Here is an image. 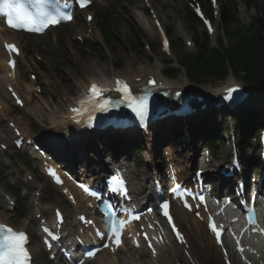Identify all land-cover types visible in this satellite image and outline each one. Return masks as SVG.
<instances>
[{"label": "rangeland", "instance_id": "374dc122", "mask_svg": "<svg viewBox=\"0 0 264 264\" xmlns=\"http://www.w3.org/2000/svg\"><path fill=\"white\" fill-rule=\"evenodd\" d=\"M238 4L236 12V21L238 26L250 25L252 19L256 16L254 11H248L240 2V0H235ZM152 5V11L157 15L163 28L171 29L172 36L174 39L181 40L184 38L186 45L177 44L175 51L170 52L169 55H164L161 48V37L157 31V27L153 22V17L147 14L146 6L143 0H121L118 5H110L109 7H104L98 12H96L97 20L99 23L102 22L103 18H106L108 22L117 23L118 34L115 36L112 46L113 51H107L106 56L102 54H93L88 50L78 49L81 47L77 43V39H86L90 36L91 39L95 38V30L92 28V33H90V28L84 22L80 23L78 26L73 28H67L63 31L64 36L61 38V45L56 44L53 40L45 39L40 41H32L28 39L20 40V43L26 53L25 57L19 61V71L17 73V84L18 88L24 98V93H26L27 86H31L32 82L30 80V75H39L37 78L36 85H41V94L31 95V104L27 108L20 112L18 120H21L25 127H27V115L31 111L40 109L50 112H57L56 116L63 114V108L67 109L64 103V96L77 97L79 94V85L86 82L88 79L97 75L110 76L112 73L124 74L132 69L136 72L137 68L141 65L148 66L152 69H156L158 62H165L168 59L174 58L175 60L181 56L191 53L194 49L189 47L187 41L191 39V33L188 32L186 27V12L189 8L186 0H149ZM137 20L144 22V27L150 25L153 30H155L157 36L152 38L145 29H143L144 41L143 49L138 47L135 48L130 46L131 34L129 32V23L138 24ZM218 20L215 22V27L218 25ZM143 27V28H144ZM142 30V29H141ZM196 33L201 34L204 31L203 26L198 25L195 29ZM219 36V31H218ZM216 34V35H217ZM216 35L212 38V43L214 45V39ZM47 38V37H46ZM44 39V38H43ZM182 41V40H181ZM150 45L151 49H148L147 45ZM57 45V46H56ZM41 47L40 50L38 48ZM106 50H108L105 47ZM146 49V50H145ZM95 51V50H94ZM174 52V53H173ZM171 56V57H169ZM152 57V62H148V58ZM117 62L119 64L120 72L112 68V64ZM164 67L161 66V69ZM0 75H4V71L0 68ZM184 77H180L177 80L172 81L173 84L184 83ZM232 78H228L225 82L218 83L211 88L220 89L225 84H227ZM235 81V80H234ZM236 82V81H235ZM237 83V82H236ZM77 92V93H76ZM27 95V94H26ZM25 99V98H24ZM43 108V109H42ZM11 118H14L13 114H10ZM208 118V115L205 116ZM201 118L203 129L202 135H208L206 131L208 130V119ZM32 119V118H31ZM248 118H246L247 120ZM259 122V117L254 119ZM247 121H250L249 119ZM195 122V121H192ZM38 123V122H37ZM190 123V122H189ZM189 123L184 122L189 125ZM29 124V123H28ZM39 124V125H38ZM40 127L39 131H43V123H38ZM45 126V125H44ZM30 127H35L32 123ZM6 128V124L3 125ZM214 130L213 128H211ZM13 152L4 153L0 155V172L3 175L0 177V192L2 193V188H4V179L7 173L11 170L6 167L5 163ZM141 157L149 159L147 153H142ZM14 173L13 170L9 173ZM44 185L45 182H43ZM5 189V188H4ZM8 193V192H7ZM60 197L59 193L55 190H51L47 186L45 188V195L42 197L43 201L46 203H56ZM31 199L29 198L28 203L30 204ZM7 216L6 212L0 211V218L4 219ZM32 217L31 209L24 214V219L21 221L20 216L9 217L5 221L21 229L26 226L27 220ZM205 263V261H204ZM207 263V262H206Z\"/></svg>", "mask_w": 264, "mask_h": 264}, {"label": "snow or ice", "instance_id": "6c2138e0", "mask_svg": "<svg viewBox=\"0 0 264 264\" xmlns=\"http://www.w3.org/2000/svg\"><path fill=\"white\" fill-rule=\"evenodd\" d=\"M88 2L89 0H80V6L85 7ZM29 4L31 7H29ZM48 4L49 0H29L28 4L25 3V0H2V2H0V15L7 17V23L12 28H23L27 31L38 32L46 25L58 24L60 22L55 15H52L49 11L45 10ZM32 8L37 9V11H32ZM66 18L70 20L71 16H66ZM89 19H91V17ZM166 45L167 42L165 41V46ZM6 47L10 52H16L18 54V49H16L14 45H6ZM10 63L14 66V62ZM116 83L118 85L116 91L122 93L124 100L127 102V106L133 113H135L141 122H144L148 112V97L146 95L135 97L132 95L131 90L125 82L117 80ZM89 91L91 95L81 101V108L73 109L74 112L83 111L87 105H91L93 108H99L100 111H107L116 106V103L111 100L104 99L101 102L100 98L103 96L104 90L98 85L92 84ZM236 91V89H230L229 93ZM226 99L232 101L235 98L232 95H229ZM49 173L56 178L57 183H61L54 170L50 169ZM115 183L117 184V187L113 190L126 196L127 188L123 179L120 178ZM81 187L84 188L85 192H88L90 195H95V193L90 192V190L84 187V185H81ZM200 199L203 200V197H200ZM162 207L165 209L164 215L167 216L168 204L165 203ZM57 217L60 218L62 223V217L59 212H57ZM81 219L84 218L81 217ZM133 219H138V217H133ZM169 220H171V217H169ZM250 222H252L251 218ZM115 223L117 222L114 221L113 224L115 225ZM118 223L120 227L116 228L114 226L111 233V236L115 237L117 246L121 243L120 236L126 221L120 220ZM211 227L212 231L216 233L217 238L219 239L220 232L217 230L214 222ZM173 228L175 229L174 225ZM44 231L48 233L52 239H58V237L51 233L49 229L45 228ZM0 233H2L0 234V264H29L30 255L25 247L27 243L26 233L13 231L11 228L5 229L4 226H0ZM177 237L181 240V242H183V237L180 236L178 231ZM88 255L92 257L95 253L89 252Z\"/></svg>", "mask_w": 264, "mask_h": 264}, {"label": "trees", "instance_id": "16d2710c", "mask_svg": "<svg viewBox=\"0 0 264 264\" xmlns=\"http://www.w3.org/2000/svg\"><path fill=\"white\" fill-rule=\"evenodd\" d=\"M246 7L254 8L257 17L255 24L249 29H240L235 35H229L236 42L229 50H215L207 59L195 58L188 60L186 65L190 66V74L196 78L224 79L231 69L238 76L245 74V80L261 85L264 83V0H245ZM190 16L195 21L192 14ZM234 19L229 12L224 13L225 25L233 24ZM250 34L249 38H246ZM205 37V44H207Z\"/></svg>", "mask_w": 264, "mask_h": 264}, {"label": "bare ground", "instance_id": "6f19581e", "mask_svg": "<svg viewBox=\"0 0 264 264\" xmlns=\"http://www.w3.org/2000/svg\"><path fill=\"white\" fill-rule=\"evenodd\" d=\"M137 22L142 26V27H144V22H143V20H141V21H139V20H137ZM148 33H149V35L152 37V38H156V36H157V34H156V32H155V30H153V28L150 26V25H148ZM8 36H10V37H13V38H15L16 37V35L15 34H13V33H8ZM10 39V41H15L14 39H11V38H9ZM0 41H1V44L3 43V41H5V39L4 38H1L0 37ZM0 54L2 55V57L4 58V59H6V55H5V53L3 52V50H1L0 51ZM1 63V62H0ZM1 66H2V64H1ZM3 67V66H2ZM159 68V66H157V68L156 69H158ZM3 69L5 70V77H3V78H1V83H4V84H11L13 81H11V80H8V78L7 77H9V74H10V72H9V70L6 68V66L5 67H3ZM115 74H112V75H110V77H106V76H104L103 74H102V76H100V75H97L96 76V78H99V81H97L95 78H92V79H89V80H87V82L86 83H83L82 84V86L81 87H84V89H86L87 88V86H88V84L89 83H91V82H99V83H101L102 85H107L109 82H111V83H113L114 82V78H117V77H119V75L118 76H114ZM7 76V77H6ZM95 77V76H94ZM151 77H153L154 79H156V80H158V82H160L161 83V86L162 87H167L168 89H171V90H173V89H175L176 91H178V90H181L182 89V87H184V89H187V85L190 87V85L188 84V83H184V84H180L179 86H177V85H175V84H171V83H168V82H166V81H164V80H162V78H161V76H160V70L159 71H156V70H153L152 68H150V69H148V68H146V66H140V68H138L137 70H136V72H127L126 73V75H125V77H123L125 80H127V81H129L136 89L137 88H141V87H143L144 85H147V83H148V80L151 78ZM185 85V86H184ZM231 85V83H227L226 84V86H224L222 89H223V91L224 90H226V89H228V87ZM157 87H158V85H157ZM28 91H30L29 90V88L27 89ZM219 91H214V90H211V89H204L203 91H204V93L205 94H208V96L210 95V96H215V97H217L218 95H219V93H220V89H218ZM86 91V90H85ZM77 102V100L73 103V100H69V104H75ZM39 109H37V112L39 113V115H40V117H42L43 118V122H48V120H49V118H50V120H52V116L51 115H49V114H46V113H43V114H41V112L40 111H38ZM6 111V106H5V104H3V109H2V112H0V114L1 113H4ZM36 111H35V113H37ZM69 117H70V114L68 113L67 114V116L64 118V117H62L61 118V120H62V125L63 126H67L69 123H70V121H69ZM215 119L213 118L212 120H210V122H209V125L211 126V125H213V122L212 121H214ZM55 122L53 121L52 122V124H54ZM173 124V126L174 125H177V126H180V127H182V123H181V121H179V120H174V123H172ZM62 125L61 124H59L57 121H56V124H55V127H56V132H58V133H60L62 130H63V128H62ZM19 126V125H18ZM26 133H23V135H25ZM78 136H79V134H78ZM56 137H58V135H54L53 136V138H56ZM109 138L110 139H113V136H109ZM79 143L82 145V146H84L85 145V143H91V140H87V141H79ZM91 146V145H90ZM126 146V148H128V146L127 145H125ZM70 147H72V148H74V144H71L70 145ZM65 151H68V153L70 154V155H72V152H71V150H69V149H67V148H65ZM59 152V151H58ZM54 155H55V152H52ZM89 154H92V151H85V153H84V156H87V155H89ZM96 156H98V154H96ZM65 159L66 160H69V159H71V156H67V157H65ZM90 159L88 158V157H84V159L82 160V161H80V162H75V163H72L75 167H77V166H79V165H81V164H83V163H86V162H88ZM94 165H98V163H93ZM66 166L67 167H69V168H73V169H75L73 166H71L70 164H66ZM73 174V173H72ZM74 174H76V172H74ZM73 174V175H74ZM68 210V209H67ZM42 213H44V211H41ZM42 213H36L35 215H38V214H42ZM67 214L69 215V216H71L70 214H69V210L67 211ZM176 214H178V215H181V216H188V214H186V213H184V212H176ZM43 218V217H42ZM41 218V219H42ZM2 223V222H1ZM181 223H183V222H181ZM188 224V223H187ZM189 228H192L191 230H193V232H194V243L192 242V241H189L188 239H187V245H189V246H192L193 248H195V242H197V241H199L200 240V237H206L208 240H210V241H212V243H213V246H215V243H214V240H213V238H210V235L208 234V232H207V227H206V225L205 224H202V223H200V222H194L193 223V225L191 226V225H189ZM23 231H25L26 230V228H23L22 229ZM21 230V231H22ZM32 233V235H33V231H31ZM215 249H217L216 247H214ZM146 252L147 251H144L142 254H139V255H137V258H138V260H140L141 262H143L144 264H148V262L146 261V258H147V254H146ZM160 257L161 258H164L165 259V257H164V255H163V253H160ZM166 260V259H165ZM104 264H112V263H110V262H107V260L105 261V262H103ZM120 264H130L128 261H123L122 263H120Z\"/></svg>", "mask_w": 264, "mask_h": 264}]
</instances>
